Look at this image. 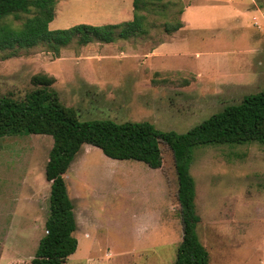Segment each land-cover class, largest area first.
<instances>
[{
	"label": "rangeland",
	"instance_id": "rangeland-1",
	"mask_svg": "<svg viewBox=\"0 0 264 264\" xmlns=\"http://www.w3.org/2000/svg\"><path fill=\"white\" fill-rule=\"evenodd\" d=\"M175 3L166 14L183 8L184 26L162 44L166 17L152 12L145 35L73 42L59 56L44 45L0 52V95L24 98L33 76L45 73L81 120L149 121L185 133L264 91V0ZM133 12V0H56L50 28L119 23ZM53 143L25 130L0 135V264H29L46 234ZM161 149L163 164L152 168L82 146L65 174L78 221L69 264H174L183 238L178 177L171 148ZM190 168L210 264H264V143L197 146Z\"/></svg>",
	"mask_w": 264,
	"mask_h": 264
},
{
	"label": "trees",
	"instance_id": "trees-1",
	"mask_svg": "<svg viewBox=\"0 0 264 264\" xmlns=\"http://www.w3.org/2000/svg\"><path fill=\"white\" fill-rule=\"evenodd\" d=\"M56 0H0V52L16 56L22 49L44 45L59 56L73 42L84 46L92 42L111 43L149 33V15H165L163 30L172 34L184 23L178 15L168 17L175 0H133V18L119 23H80L51 29ZM23 15H30L23 19ZM15 25L16 20H22ZM36 86L24 98L0 95V135L9 132L52 135L53 146L46 164L51 182L50 212L46 234L29 264H69L78 248V221L69 195L65 174L85 143L99 147L114 159H133L152 168L163 164L161 142L173 152L178 177V201L183 222V238L174 264H210V252L197 233L201 216L196 210L197 188L191 173L193 153L205 144L264 143V91L247 94L185 133L162 131L149 121L115 122L110 119L81 120L74 106L66 105L53 88L55 77L36 74Z\"/></svg>",
	"mask_w": 264,
	"mask_h": 264
},
{
	"label": "crops",
	"instance_id": "crops-1",
	"mask_svg": "<svg viewBox=\"0 0 264 264\" xmlns=\"http://www.w3.org/2000/svg\"><path fill=\"white\" fill-rule=\"evenodd\" d=\"M177 32V31H176ZM176 32H174V33H172V34H167V33H165L166 34V38H165V40H163V41H161L159 44H162V43H164V42H167V41H169V40H172L176 35Z\"/></svg>",
	"mask_w": 264,
	"mask_h": 264
}]
</instances>
